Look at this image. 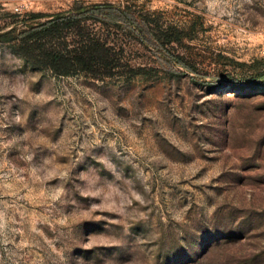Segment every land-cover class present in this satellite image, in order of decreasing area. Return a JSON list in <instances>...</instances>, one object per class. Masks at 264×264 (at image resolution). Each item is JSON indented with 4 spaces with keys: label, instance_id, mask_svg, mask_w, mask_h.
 Returning a JSON list of instances; mask_svg holds the SVG:
<instances>
[{
    "label": "rangeland",
    "instance_id": "374dc122",
    "mask_svg": "<svg viewBox=\"0 0 264 264\" xmlns=\"http://www.w3.org/2000/svg\"><path fill=\"white\" fill-rule=\"evenodd\" d=\"M95 2L184 28L221 81L56 75L0 41V264H264V80L212 59L264 66V0H0V27Z\"/></svg>",
    "mask_w": 264,
    "mask_h": 264
},
{
    "label": "trees",
    "instance_id": "16d2710c",
    "mask_svg": "<svg viewBox=\"0 0 264 264\" xmlns=\"http://www.w3.org/2000/svg\"><path fill=\"white\" fill-rule=\"evenodd\" d=\"M30 16L37 20L0 27V41L11 45L34 68L56 75L84 72L93 77L141 71L154 74L162 70L166 75L191 74L192 78L211 77L210 83L221 81L207 67L205 55L189 42L190 34L182 27L165 24L160 13L95 2ZM135 44L150 50L160 66L132 64L128 52ZM212 59L218 64L235 62L253 69L255 74L250 79L233 77L230 84L235 87L264 80L261 61L246 65L220 52L213 54Z\"/></svg>",
    "mask_w": 264,
    "mask_h": 264
}]
</instances>
